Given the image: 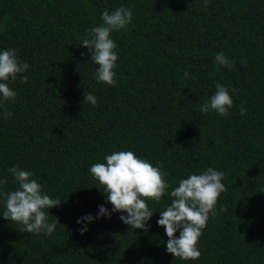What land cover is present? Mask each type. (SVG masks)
Masks as SVG:
<instances>
[{
  "label": "trees",
  "instance_id": "1",
  "mask_svg": "<svg viewBox=\"0 0 264 264\" xmlns=\"http://www.w3.org/2000/svg\"><path fill=\"white\" fill-rule=\"evenodd\" d=\"M120 6L133 19L129 31L111 34L119 57L112 87L96 82L98 66L80 45L105 10ZM202 9L203 0H0V52L17 49L30 65L8 82L17 93L8 119L0 109V179L8 181L0 193L18 188L8 172L18 165L62 201L49 210L53 234L35 235L3 217L0 195V264H264V0H210ZM220 52L234 68L215 64ZM217 83L233 99L223 118L199 110ZM85 91L96 106L83 104ZM117 151L161 167L168 192L209 167L224 172L226 191L203 229L198 260L166 250L157 222L170 196L146 201L154 213L147 231L112 212L89 169ZM101 205L110 219L77 223L97 217Z\"/></svg>",
  "mask_w": 264,
  "mask_h": 264
},
{
  "label": "clouds",
  "instance_id": "2",
  "mask_svg": "<svg viewBox=\"0 0 264 264\" xmlns=\"http://www.w3.org/2000/svg\"><path fill=\"white\" fill-rule=\"evenodd\" d=\"M210 6V0H203L204 11ZM133 12L130 7L120 6L114 11L105 10L102 13L103 23L88 29V34L82 39L80 46L89 49L91 61L97 65L95 80L99 84L118 86L115 79V68L118 67V55L115 51L116 42L111 38L113 32L129 31L132 24ZM2 30V29H0ZM245 64L246 61H241ZM215 64L232 69L235 61L226 58L223 52L216 54ZM28 63L18 59L17 49H8L0 52V109L4 119L11 113L7 104L14 102L17 97L15 90L9 87V81L15 82L17 75L29 70ZM219 70V69H217ZM189 73L185 71L184 78ZM28 76H22L21 82L27 84ZM231 91H235L232 89ZM97 105L95 95L85 91L83 104ZM233 99L230 89L222 84H216L215 93L200 107L202 113L214 111L220 117L230 114ZM240 114L245 115L246 109L240 106ZM106 162L94 163L89 171L99 182V187L107 196V202L113 205L112 212L127 213L120 219L133 229L148 230L147 222L154 213L149 209L146 201L159 203L168 195L172 198L171 204L160 211L161 218L158 225L165 228L168 237L166 250L174 258L182 261H195L201 257L199 239L203 229L211 217L217 215L216 206L221 193L226 191L222 183L224 172L209 167L202 174H191L181 179L178 186L171 192V187L165 177L167 172L159 166H153L147 159L139 158L132 151H117L104 157ZM18 188L9 192H2L5 210L3 217L10 222L22 224L19 231L39 235L41 233L51 236L57 228L56 222H49V210L60 206L59 198L53 199L43 192L42 186L33 178L34 174L22 170L18 165L8 169ZM7 179H0V185H6ZM220 211H227L224 206ZM111 218V212L101 205L99 215L94 217L88 214L78 219L77 223L94 222L100 217ZM180 230L179 238L176 232ZM88 231L87 224L80 229L81 234Z\"/></svg>",
  "mask_w": 264,
  "mask_h": 264
}]
</instances>
